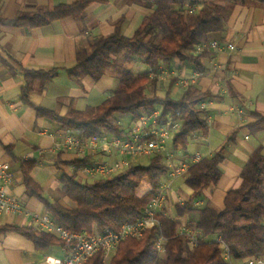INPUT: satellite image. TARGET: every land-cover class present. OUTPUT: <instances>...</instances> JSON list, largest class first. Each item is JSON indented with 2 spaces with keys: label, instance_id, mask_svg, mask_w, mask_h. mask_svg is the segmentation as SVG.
I'll return each instance as SVG.
<instances>
[{
  "label": "trees",
  "instance_id": "16d2710c",
  "mask_svg": "<svg viewBox=\"0 0 264 264\" xmlns=\"http://www.w3.org/2000/svg\"><path fill=\"white\" fill-rule=\"evenodd\" d=\"M150 11L143 17L140 26L131 37L121 33L122 17L115 23L114 30L91 40L87 46L76 51V64L67 68L69 79L82 85L89 76L99 81L108 72L119 79L122 89L116 90L102 104L84 110H69L60 116L55 110L34 105L30 94L44 91L58 74V68L24 70L21 100L36 111L37 117L57 122L63 129L77 132L84 138L102 136L105 132L119 137L127 133L112 121L115 114L131 115L134 120L142 113L153 110L159 103L161 109L155 121L165 123L168 116H180V130L172 144L186 150L192 134L202 131L208 134V123L199 107L208 93L189 85L178 99L171 95V81L162 99H153L146 94V86L153 81L149 71L133 73L128 65L140 60L151 71L162 61L179 59L203 70L204 53H194L196 46L206 42L211 33L222 32L228 8L240 6H262L264 0H133ZM93 2L107 3L108 0H76L60 4L52 9L38 7L36 11L18 12L13 19L0 17V24L21 27H40L66 17L82 18ZM202 4V8L187 19L183 10L186 6ZM248 124L256 133L264 128V116ZM258 146L250 155L240 172L241 183L236 189L226 192L224 209L218 210L211 203L196 207L195 202L211 185L222 177L220 164L225 159L224 148L212 156L193 163L185 179L192 194L184 202L175 204V216L158 212L159 226L146 229L140 238L127 237L122 240L110 261H103V252L94 254L84 264H229L222 245L229 249L232 259L264 257V152ZM11 152V150H10ZM34 159L23 161L21 173L26 193L37 198L65 229L70 232L118 231L124 223L134 222L153 200L161 179L169 168L160 153L151 156L147 165L129 164L122 171L82 183L76 174L62 173L61 183L65 194L75 205L71 208L52 203L43 195V187L31 176L36 166ZM66 165L82 166L85 159L63 162ZM149 188L140 193L144 181ZM193 216L188 228L196 231L199 242L189 246L186 237L179 233L180 219ZM17 231L37 243L40 248L65 246L55 235L27 226L3 225L0 233ZM162 235L166 241L162 256L156 240ZM217 235V240H205Z\"/></svg>",
  "mask_w": 264,
  "mask_h": 264
},
{
  "label": "crops",
  "instance_id": "0c3cea01",
  "mask_svg": "<svg viewBox=\"0 0 264 264\" xmlns=\"http://www.w3.org/2000/svg\"><path fill=\"white\" fill-rule=\"evenodd\" d=\"M74 1L0 0V17L13 19L20 11L31 13L38 7L52 9ZM149 11L133 0H108L107 3L90 4L82 18L70 16L35 28L0 24V162L6 164L14 176L8 192L19 197L27 210L40 215L49 212L42 202L26 193L21 173L25 160L37 161L30 174L43 187L44 197L66 208L75 204L63 192V172L75 173L78 181L87 183L98 179L101 174L83 171L84 165L92 166L104 161L113 163L122 159L129 164L149 163L148 156L132 157L117 150L108 154L89 147L70 148L66 145L67 137L87 138L70 129H63L57 122L37 117L35 109L21 100L24 70L58 68L57 76L44 91L35 90L30 94L32 104L55 110L60 116L71 109L84 110L102 104L116 90L123 88L113 72H108L97 82L87 76L79 85L69 79L66 69L76 64L79 47L87 46L96 37L111 33L115 23L122 17L121 33L131 37ZM207 40L232 43L236 49L220 53L204 51L202 71L191 63H181L177 58L162 61L156 67L171 66L173 70L170 75L151 71L139 60L130 63L128 68L133 73L149 71L153 86L155 83L159 85L165 76L171 78L173 99H178L189 85H195L201 92L208 93L199 103L208 123V134L204 135L202 131L192 134L186 150L173 146L172 142L168 143V150L178 160L173 162L179 164L194 163L192 160L195 157H210L224 148L225 159L220 164L223 173L221 179L205 190L195 202L196 207L211 203L222 210L226 192L240 186V172L250 155L258 146L264 148V128L254 133L248 126L259 118L256 113L264 116V7H230L224 30L209 34ZM195 75L198 76L196 79ZM164 94L158 91L151 98L162 99ZM158 106L159 109L154 108L155 113L160 112L161 105ZM132 120L131 115L124 114H115L112 118L127 133L126 137L130 136L132 125L128 122ZM103 136L109 138L113 134L105 132ZM77 159H85L86 163L82 166L63 163ZM187 174L168 187L167 204L173 202L175 207L181 198L185 201L192 194V189L185 182ZM167 178L165 175L161 182H166ZM141 187L139 192L143 193L150 186L145 180ZM170 216L174 217L175 213ZM194 216L185 215L180 223L187 226ZM3 225L35 229L32 219L23 214H0V226ZM217 239V235L205 238ZM66 254L62 246L42 249L17 231L0 233V264H51L48 258H63ZM246 260L233 258L230 264H246Z\"/></svg>",
  "mask_w": 264,
  "mask_h": 264
},
{
  "label": "built area",
  "instance_id": "2783aa9c",
  "mask_svg": "<svg viewBox=\"0 0 264 264\" xmlns=\"http://www.w3.org/2000/svg\"><path fill=\"white\" fill-rule=\"evenodd\" d=\"M236 47L232 43L222 40H208L196 46L195 51L201 53L204 51H212L213 53L230 52ZM198 76L195 75L196 79ZM156 119V118H155ZM156 122V121H155ZM180 116H168L165 123L157 124L155 128H150L143 132L148 126L144 118L141 116L138 123L132 127L129 137L119 136H92L87 139H81L74 136L67 137L66 145L72 148L83 149L86 147L92 149H100L105 153H112L117 150L121 154H130V156H150L155 153L163 155L164 160L169 168L167 172V181L161 182L153 200L148 207L136 218L134 222L124 223L118 231L108 230L106 232L94 231L87 232H70L65 229L50 212L44 214H36L26 209L21 199L10 192L8 187L13 183L14 176L8 166L0 162V214H23L32 219L36 230L51 233L65 243L66 256L63 258H48L51 264H84L94 254L99 251L103 252V261L108 260L109 254L114 252L118 244L127 237L140 238L146 229L159 226L160 223L156 217L158 207H161L166 199V190L168 187L188 173L189 167L193 163L175 164L172 154L168 150V143L172 142L173 137L180 130ZM195 157L192 161H199ZM129 165L124 159L117 160L113 163L102 162L92 166L84 165L83 171L87 173H100L101 176L113 175L122 171ZM179 233L187 238L189 246L193 247L199 242L196 231L183 225L179 228ZM166 239L159 235L156 240V246L159 252L164 251V243ZM222 251L225 259L231 262V254L226 245H222ZM246 264H264L263 257H248Z\"/></svg>",
  "mask_w": 264,
  "mask_h": 264
},
{
  "label": "rangeland",
  "instance_id": "374dc122",
  "mask_svg": "<svg viewBox=\"0 0 264 264\" xmlns=\"http://www.w3.org/2000/svg\"><path fill=\"white\" fill-rule=\"evenodd\" d=\"M202 6H203L202 4H198L196 6H186V7H184L183 10L185 12V15H186L187 19L190 20V16L194 15L195 13H197L202 8ZM229 9L230 8H228L227 13L229 12ZM172 70H173V68L171 66L168 67V68L166 66H162V67H159V69L158 68L155 69V71H157L160 74H163V73L165 74V72H167V74H169V75L171 74L170 72ZM170 83H171V78H168L166 76H165V79L162 80L159 85H156V83H155L154 86H153V83H149L148 86L146 87V94L149 97H151L153 94L156 95V93L158 91H162V93H165L167 88L169 87ZM158 104L159 103H157V105ZM157 105L155 104L154 108L159 109L160 107L159 106L157 107ZM156 109L147 110V111H144L142 113V117L144 118L145 122L148 123V126L144 128L143 132H146L150 128H155V126H156L155 118L159 114V112L155 113L154 110H156ZM114 120H117V118H114ZM133 121H134V119L131 122L130 121L128 122V123H130L132 125L131 128L134 127L136 123H138V120L137 121L135 120L134 122ZM151 156L152 155H150L148 157L151 158ZM172 159H173V161H178L174 156H172ZM140 190H142V187L140 188ZM166 201H167V198L164 200L162 206L158 207L157 211L158 212H162V213L165 212L168 215H171V214L174 215V213H175L174 209H173V208H175V207H173L174 203L170 202V204L169 203L167 204ZM181 202H184L183 198H181ZM181 226H183V225L181 224ZM113 253L114 252L111 251V253L109 254V257H111V255ZM162 254H163V252H160V256H162ZM109 259L110 258H108V260ZM108 260H106L105 263H108L109 262Z\"/></svg>",
  "mask_w": 264,
  "mask_h": 264
}]
</instances>
